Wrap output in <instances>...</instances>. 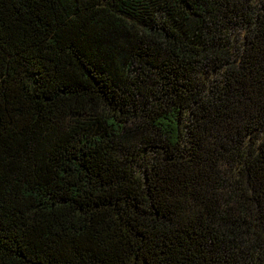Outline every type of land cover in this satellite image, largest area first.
<instances>
[{"label": "trees", "instance_id": "obj_1", "mask_svg": "<svg viewBox=\"0 0 264 264\" xmlns=\"http://www.w3.org/2000/svg\"><path fill=\"white\" fill-rule=\"evenodd\" d=\"M0 264H264V0H0Z\"/></svg>", "mask_w": 264, "mask_h": 264}]
</instances>
